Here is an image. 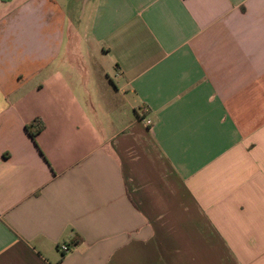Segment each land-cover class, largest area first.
<instances>
[{"label": "crops", "instance_id": "1", "mask_svg": "<svg viewBox=\"0 0 264 264\" xmlns=\"http://www.w3.org/2000/svg\"><path fill=\"white\" fill-rule=\"evenodd\" d=\"M0 264H264V0H0Z\"/></svg>", "mask_w": 264, "mask_h": 264}, {"label": "built area", "instance_id": "2", "mask_svg": "<svg viewBox=\"0 0 264 264\" xmlns=\"http://www.w3.org/2000/svg\"><path fill=\"white\" fill-rule=\"evenodd\" d=\"M147 124L151 125L152 122L150 120H147ZM76 246L70 245L69 243L63 242L59 245L58 250L63 253L67 254L75 249Z\"/></svg>", "mask_w": 264, "mask_h": 264}, {"label": "trees", "instance_id": "3", "mask_svg": "<svg viewBox=\"0 0 264 264\" xmlns=\"http://www.w3.org/2000/svg\"><path fill=\"white\" fill-rule=\"evenodd\" d=\"M27 130H29V133L33 139H35L37 133H39L42 130V127H40L36 132L30 131L29 127H27Z\"/></svg>", "mask_w": 264, "mask_h": 264}]
</instances>
